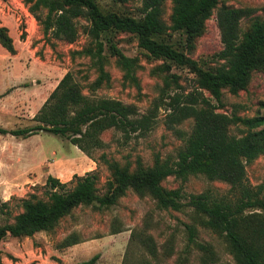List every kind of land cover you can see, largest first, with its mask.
<instances>
[{
    "label": "trees",
    "instance_id": "16d2710c",
    "mask_svg": "<svg viewBox=\"0 0 264 264\" xmlns=\"http://www.w3.org/2000/svg\"><path fill=\"white\" fill-rule=\"evenodd\" d=\"M127 1L23 0L40 23L43 34L48 33L52 38L73 41L78 30L77 17L85 18L83 30L90 43L70 53H84L91 58L97 75L87 85L90 93L110 78L109 71L103 67L107 58L104 50L115 55L125 77L136 80L133 71L136 58L125 55L118 47L113 37L116 31L132 34L148 55L162 59L160 69L168 72L175 82L178 74L169 72L170 66H185L194 74L196 85L187 93L171 96L167 118L173 124L191 117V129L182 131L183 143L175 157L156 155L151 164L144 163L139 155L133 161L121 162L100 153L99 158L109 173L103 191H99L100 175L94 169L78 174L71 187L57 176L46 175L45 194L29 192L20 197L21 210L13 219L0 223V241L6 235L23 237L40 229L50 230L77 204L108 207L130 188L139 196L149 194L159 208L190 206L193 221L184 223L185 246L187 251L196 248L198 264L224 263H219L211 241L196 239L195 223L213 230L237 264H264L263 185H251L244 168L246 162L264 153V116H242L235 111L217 109L222 106L224 90L236 94L248 86L252 70L264 71V6L262 13L255 15L254 7L233 6L224 0H170L167 22L163 17L164 0H140L136 12L119 7ZM215 7L222 47L208 58H194L190 52ZM244 16L249 20L241 28ZM0 45L10 52L16 50L13 37L3 24H0ZM90 93L83 92L73 72L66 70L32 116L34 124L0 126V132L25 137L40 129L48 130L69 139L91 156L94 149L104 145L100 133L110 126L125 136L149 128L153 119L150 112L136 117L132 105L116 97ZM238 123L245 126L244 131L239 135L230 133V125ZM191 174L226 181L236 193L228 197L203 190L190 193L183 201L186 195L182 181ZM169 175L180 178L181 182L174 187L165 186L162 180ZM135 237L147 245L150 253L155 252L148 234L137 232ZM61 241V245H69L77 239L71 233ZM98 256L94 253L72 264H96Z\"/></svg>",
    "mask_w": 264,
    "mask_h": 264
},
{
    "label": "rangeland",
    "instance_id": "374dc122",
    "mask_svg": "<svg viewBox=\"0 0 264 264\" xmlns=\"http://www.w3.org/2000/svg\"><path fill=\"white\" fill-rule=\"evenodd\" d=\"M224 3L254 7L252 14L255 15L261 14L264 6V0H224ZM163 4V17L168 22L170 0H164ZM140 5V0H129L118 6L136 12ZM215 9L190 52L194 58H208L222 47ZM248 20L247 16L241 19V28ZM85 23L84 17H77L76 38L71 42L59 40L48 33L43 34L40 23L23 0H0V24L7 26L16 47L15 52H10L0 45L1 127L34 124L36 121L32 116L66 70L73 72L83 92L90 93L87 85L97 75L94 64L84 53H70L90 43L83 30ZM113 37L125 55L136 58L133 66L136 80L125 77L115 55L104 50L107 58L103 67L109 71L110 78L108 83L101 84L90 94L116 97L122 103L132 105L136 117L150 112L153 119L149 128L125 136L110 126L100 133L104 145L94 149L91 156L69 139L48 130L40 129L25 137L0 132V223L13 219V215L21 210L20 197L29 192L45 194L48 188L45 178L49 174L71 187L78 174L94 169L100 175L99 191H103L109 173L99 158L102 152L121 162L125 159L133 161L139 155L149 164L156 155L175 157L183 143L182 131L186 133L191 129L192 118L168 123L170 107L167 103L177 92L187 93L195 87L194 74L185 66L172 65L168 71L178 74L175 82L168 72L160 69L162 59L148 55L132 34L116 31ZM203 91L209 95L207 90ZM221 101L222 106L217 107L219 111L264 116V71L252 70L248 86L236 94L224 90ZM244 129L241 123L232 124L229 132L239 135ZM244 168L246 180L251 185L262 184L264 190V153L246 162ZM180 182V178L173 175L162 180L168 187ZM182 186L186 195L183 201L190 193L203 190L228 197L236 193L228 182L208 179L203 174L189 175L182 181ZM190 212L189 205L183 209L156 207L149 194L139 196L129 188L108 207L75 205L50 230L40 229L23 237L6 235L0 241V264H72L94 253L99 254L96 264H198L196 248L187 251L185 246L184 223L193 221ZM195 224L196 239L213 243L219 263L237 264L213 230ZM137 232L151 237L150 242L155 246L153 254L143 241L136 239ZM71 233L77 241L61 245V240Z\"/></svg>",
    "mask_w": 264,
    "mask_h": 264
}]
</instances>
